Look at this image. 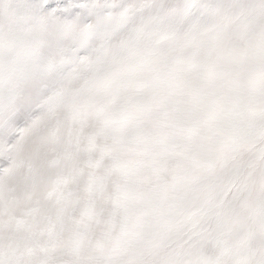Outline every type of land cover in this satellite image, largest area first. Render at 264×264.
Returning <instances> with one entry per match:
<instances>
[{
	"label": "snow or ice",
	"instance_id": "6c2138e0",
	"mask_svg": "<svg viewBox=\"0 0 264 264\" xmlns=\"http://www.w3.org/2000/svg\"><path fill=\"white\" fill-rule=\"evenodd\" d=\"M0 264H264V0H0Z\"/></svg>",
	"mask_w": 264,
	"mask_h": 264
}]
</instances>
